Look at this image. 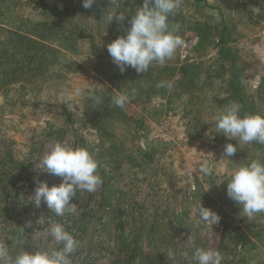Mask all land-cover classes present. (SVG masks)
<instances>
[{"label":"rangeland","instance_id":"1","mask_svg":"<svg viewBox=\"0 0 264 264\" xmlns=\"http://www.w3.org/2000/svg\"><path fill=\"white\" fill-rule=\"evenodd\" d=\"M142 4L102 6L96 16L95 5L85 9L82 0H0V242L13 254L59 248L44 229L61 224L80 241L72 264H192L184 255L191 234L196 246L218 251L221 264H264L256 244L234 245L225 230L244 215L227 199V167L257 159L260 147L240 144L223 159L224 141H237L217 133L211 119L229 97L242 115H264V0H180L169 22L184 42V90H136L121 109L100 79L118 68L109 60L113 36L104 16L123 12L128 21ZM20 31L53 36L56 49H28ZM98 55L106 60L96 62ZM199 65L211 69L207 78L197 76ZM126 76L116 83L136 84L123 82ZM91 83L100 103L61 95L65 86ZM55 141L87 148L103 180L95 192L78 190L76 212L63 216L31 201L36 180L61 182L40 168ZM205 162L206 175L199 171ZM199 202L219 223L199 218ZM252 236L264 245L263 233Z\"/></svg>","mask_w":264,"mask_h":264},{"label":"clouds","instance_id":"2","mask_svg":"<svg viewBox=\"0 0 264 264\" xmlns=\"http://www.w3.org/2000/svg\"><path fill=\"white\" fill-rule=\"evenodd\" d=\"M95 0H82L85 9L92 7ZM180 7V0H143V4L137 7L131 15L130 27L126 34L118 36L107 45V51L112 62L125 72L129 67L137 73L149 72L154 64L163 66L166 61L174 58L183 40L177 34L179 25H172L169 17ZM114 18L123 22V12L117 14L109 12L104 16L110 24ZM170 83L161 81L157 87H171ZM137 92L135 88L127 91L118 90L111 96V103L121 109L132 102ZM65 101L73 97H83L100 103L101 97L97 95V84L91 86H65L61 90ZM211 119L215 123L217 133H222L229 140H236L237 145L227 143L224 145L223 159L233 156L240 144L256 142L264 144V115L247 113L242 115L241 105L232 102L222 110L214 113ZM230 160V159H228ZM40 168L49 174L60 177L59 185L49 186L46 181L36 180L37 184L32 200L39 208L41 203L58 216L66 212L75 213L77 191L95 192L102 185L103 180L98 174V161L85 147L55 141L44 152ZM202 174H209L210 169L206 162L199 167ZM224 180H227V196L240 206L241 212L249 220L258 213H264V162L254 159L248 163L240 164L233 168ZM201 220L209 224L219 223L220 216L204 207L199 202L194 209ZM43 223V220L38 221ZM54 238L59 248L49 250H36L28 252L19 249L14 254L10 253L6 244L0 242V264H72L71 254L80 247L77 240L61 224H51L45 228ZM191 253L184 255L192 264H221V254L212 249L198 247L194 237L190 234L187 238ZM169 259H174V253L168 250Z\"/></svg>","mask_w":264,"mask_h":264},{"label":"crops","instance_id":"3","mask_svg":"<svg viewBox=\"0 0 264 264\" xmlns=\"http://www.w3.org/2000/svg\"><path fill=\"white\" fill-rule=\"evenodd\" d=\"M127 1H128V3H131L132 0H130V2H129V0H109V2L112 3L109 7L112 8L113 4H117V6H119L120 3H125ZM131 15L132 14L128 15L127 18L131 19ZM128 21H130V20H128ZM110 35L113 36V40L116 39L115 35H112V34H110ZM86 39H88L90 41L89 38H86ZM93 59L96 60V62H98V63L100 60H106L101 55H98V57L96 59L95 58H93ZM182 59H181V55L179 53V49H177V51L174 55V58L166 61L163 66H160L158 64H154L149 69V72L137 73L134 69L129 67L125 72L121 73L119 68H116L113 77L107 76L108 78H100V79L102 80V82L105 83V86L111 90H129L131 88H135L136 90H150V91L184 90L183 81H184L185 74H186V71H185L186 63L184 62L185 60H182ZM109 60L112 61L111 57L109 58ZM109 64L110 63L108 62V65ZM111 64L116 66L113 62ZM219 64L220 63L218 62V65ZM216 66H217V64L215 61L212 68H214ZM197 67H198V71L196 72V74L199 77V79L201 80L202 77L207 78L208 72H210L211 69L208 70L206 73V72H204L205 70L201 68V65H199ZM215 69H216V71H218L217 70L218 66ZM213 71H215V70H213ZM216 71H215V73H216ZM212 73H214V72H212ZM119 74L120 75L121 74L127 75L126 78L124 80H122L123 82H132V83L136 82V84L129 85V86L118 85L116 83L117 82L116 78L118 77ZM204 75H205V77H204ZM141 81H143V82H141ZM161 81H163L165 83H170L172 86L170 88L169 87H157V84L160 83ZM231 99L232 98H230V97L225 99L226 106H228L230 103H232ZM220 134L222 136H225L222 133H220ZM224 142L227 144L228 141L226 140ZM254 145H255V147H258V148L260 147L259 148L260 152L257 153V154H259L257 159L264 162V144H259V143L254 142ZM227 168L233 169V166L228 165ZM226 189H227V187H226ZM227 199H229V197H227ZM234 227H240L245 232V234L249 237L250 243L253 245L256 244L257 250H259L262 253V255L264 256V245L261 246L259 243H257L254 240V238L252 236V235H257L258 233L264 234V213H258L250 220L245 216L239 215V219H237V220L235 219L233 221L231 220V224L229 225L228 228H234ZM262 242L264 243V239H262Z\"/></svg>","mask_w":264,"mask_h":264},{"label":"trees","instance_id":"4","mask_svg":"<svg viewBox=\"0 0 264 264\" xmlns=\"http://www.w3.org/2000/svg\"><path fill=\"white\" fill-rule=\"evenodd\" d=\"M111 4L112 3L109 2V0H95V2L93 3V5L95 6L92 8V10H95L94 12L96 13V16H99L101 7L110 6ZM115 20L116 19L114 18V20L110 24L107 23L106 31L109 34L115 35V37L117 38L118 36L126 34L127 28L130 27V24H129L130 21L124 20L123 22L118 23V22H115ZM43 25L45 26L44 23ZM118 25H121L123 27L120 28ZM36 26H40V24H36ZM42 28L44 29V27ZM115 31H117V34H115ZM17 34H18L17 36L21 38L22 40L21 43L25 45L28 49H31V47L38 48L39 51L40 50L42 51L44 49H52V48L56 49L55 47L50 46V43L53 42V38H52L53 36L50 37L48 35L32 33V32H27V34L26 33L24 34L22 31H20V33L18 32ZM67 42H68V39L66 38V36H64L62 45L67 46ZM29 57L30 59H33L34 55L30 54ZM0 59H1V55H0ZM110 91L112 92L111 93L112 95H115V93L111 89ZM225 230L234 245L244 246L250 243L249 237L245 234V232L240 227L225 228Z\"/></svg>","mask_w":264,"mask_h":264}]
</instances>
